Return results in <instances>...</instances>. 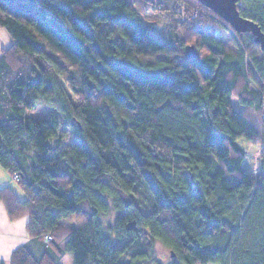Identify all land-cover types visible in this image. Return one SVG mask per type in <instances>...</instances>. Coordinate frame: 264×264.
Instances as JSON below:
<instances>
[{"label":"trees","instance_id":"1","mask_svg":"<svg viewBox=\"0 0 264 264\" xmlns=\"http://www.w3.org/2000/svg\"><path fill=\"white\" fill-rule=\"evenodd\" d=\"M155 1H0V166L25 197L0 202L43 246L0 264H150L156 244L264 264V51L196 0ZM238 10L264 33V0Z\"/></svg>","mask_w":264,"mask_h":264},{"label":"crops","instance_id":"2","mask_svg":"<svg viewBox=\"0 0 264 264\" xmlns=\"http://www.w3.org/2000/svg\"><path fill=\"white\" fill-rule=\"evenodd\" d=\"M12 43L11 37L5 29L0 26V54ZM4 169L0 168V187H11V176ZM16 193V192H15ZM18 196V195H17ZM19 197V196H18ZM28 219L21 217L19 220H8L6 211L0 202V260L4 263L10 260L12 251L21 245L30 244L35 253H41L43 246L39 241L30 240L27 233L26 224Z\"/></svg>","mask_w":264,"mask_h":264},{"label":"water","instance_id":"3","mask_svg":"<svg viewBox=\"0 0 264 264\" xmlns=\"http://www.w3.org/2000/svg\"><path fill=\"white\" fill-rule=\"evenodd\" d=\"M5 3H16L17 0H0ZM202 6L209 8L214 14L219 16L225 23L236 33H250L253 36V42L264 51V33L260 25H257L251 19H246L239 14L238 3L243 0H196ZM185 56L188 58H195L197 50L193 46L186 45L184 47Z\"/></svg>","mask_w":264,"mask_h":264},{"label":"rangeland","instance_id":"4","mask_svg":"<svg viewBox=\"0 0 264 264\" xmlns=\"http://www.w3.org/2000/svg\"><path fill=\"white\" fill-rule=\"evenodd\" d=\"M150 1L152 3L153 2L157 3V1H155V0H150ZM239 3H238V5H239ZM181 11H183V8L180 10L181 15L179 13L180 18L183 19V17H182L183 13ZM174 17H178V15H175ZM170 18H172V16ZM142 20L148 26L149 25H150V27L154 26L158 29H161L162 27H165L168 24L167 16L163 15V13L158 14V13L150 12L148 14L142 15ZM231 29H232V27H231ZM227 35H228V33L226 32L225 36H227ZM248 35L253 38V36L250 33H248ZM226 39H227V37H226ZM232 102H233L235 108L240 109L235 100H232ZM61 131H62V142H63L64 148H68L71 145H73L74 142H76L71 131H67V130H61ZM0 168L3 169L1 166H0ZM2 171H4V170H2ZM11 186L14 188V190H15L16 194L19 196V198L24 200L25 199L24 193H23L22 189L19 187V185L17 184V181L13 178V176H11ZM154 256H155V261L157 263H160V264H170L171 263V257L169 255V251L163 245L156 244ZM156 262H151L150 264H156ZM61 264H73V260H72L71 256L68 254L65 255V257L62 259Z\"/></svg>","mask_w":264,"mask_h":264}]
</instances>
